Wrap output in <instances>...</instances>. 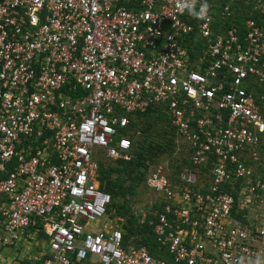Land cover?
Instances as JSON below:
<instances>
[{
    "label": "built area",
    "instance_id": "obj_1",
    "mask_svg": "<svg viewBox=\"0 0 264 264\" xmlns=\"http://www.w3.org/2000/svg\"><path fill=\"white\" fill-rule=\"evenodd\" d=\"M148 109L190 168L143 180L155 253L108 225L99 183ZM35 235L40 264L264 256V0H0V264Z\"/></svg>",
    "mask_w": 264,
    "mask_h": 264
},
{
    "label": "rangeland",
    "instance_id": "obj_2",
    "mask_svg": "<svg viewBox=\"0 0 264 264\" xmlns=\"http://www.w3.org/2000/svg\"><path fill=\"white\" fill-rule=\"evenodd\" d=\"M140 124V135L137 137V149L145 159L146 167H138L135 170L126 168V172L121 174L117 179L118 174L115 164L109 160L102 158L100 165L103 172L105 170L106 176L109 180H118L122 183L123 188L127 191L122 196L117 198L118 202H122L130 211L133 212L140 219L144 218L145 214L150 210L151 193L145 190L143 186V178L148 174L149 169L161 167L165 175L173 179L179 172L184 173V169H190L187 162V151L185 145L180 138L168 127L166 119L161 115L143 116ZM148 161V162H147ZM149 163V167H148ZM113 171L110 172L109 170ZM195 172L194 170H190ZM128 189H133V193H129ZM115 211H111L108 225L111 227H118L125 222V217L114 216ZM32 237V236H31ZM133 241L132 239H130ZM24 243V241H23ZM43 244L41 240L35 235L29 238V242L19 246L16 252V259L19 264H40L41 262V249ZM11 253L14 255L13 250H4L3 253ZM0 252H2L0 250ZM79 264H96L93 261H87Z\"/></svg>",
    "mask_w": 264,
    "mask_h": 264
},
{
    "label": "trees",
    "instance_id": "obj_3",
    "mask_svg": "<svg viewBox=\"0 0 264 264\" xmlns=\"http://www.w3.org/2000/svg\"><path fill=\"white\" fill-rule=\"evenodd\" d=\"M151 114L152 115L159 114L163 116L164 119H166V116L160 111L156 109H148L143 114L136 115V118H135L136 122H134V125L137 124V126H139L140 124H138L139 123L138 121H141L143 116L148 117ZM135 148L137 149V145ZM136 149L134 150L133 158L129 162H121V161L113 162L115 164H118L117 167H120L118 169L115 168L118 174L117 179L120 177L121 174L125 172L127 174H130L125 170L126 168H129L132 171L138 167H142V166L146 167L145 159L143 158L142 154L139 151L136 152ZM105 171L103 172L102 167L100 165V176H99L100 187L106 193H108L112 198V201H113L112 207L115 209L114 216L116 215L122 218L125 217L124 218L125 222L122 224V228L125 233L124 235L125 240L132 239L133 240L132 243L134 245L146 246L151 253H155L157 251V245L154 241V238L151 232V227L148 226L147 221L145 223H140L139 217L136 216L133 212H131L130 208H127L126 205H124L122 202L117 201V198H119L124 193H126L127 190L123 188V185L120 181L109 180L108 177L106 176ZM109 171L112 172L113 170L110 169ZM128 192L133 193V189H128ZM148 218H150V216ZM74 264H79V263H74Z\"/></svg>",
    "mask_w": 264,
    "mask_h": 264
},
{
    "label": "crops",
    "instance_id": "obj_4",
    "mask_svg": "<svg viewBox=\"0 0 264 264\" xmlns=\"http://www.w3.org/2000/svg\"><path fill=\"white\" fill-rule=\"evenodd\" d=\"M256 264H264V256Z\"/></svg>",
    "mask_w": 264,
    "mask_h": 264
}]
</instances>
